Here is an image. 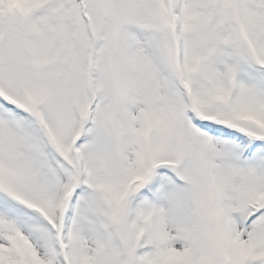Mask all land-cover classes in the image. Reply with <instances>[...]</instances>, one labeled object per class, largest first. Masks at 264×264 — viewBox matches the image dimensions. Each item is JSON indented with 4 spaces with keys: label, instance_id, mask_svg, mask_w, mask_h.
<instances>
[{
    "label": "snow or ice",
    "instance_id": "snow-or-ice-1",
    "mask_svg": "<svg viewBox=\"0 0 264 264\" xmlns=\"http://www.w3.org/2000/svg\"><path fill=\"white\" fill-rule=\"evenodd\" d=\"M0 264H264V0H0Z\"/></svg>",
    "mask_w": 264,
    "mask_h": 264
}]
</instances>
